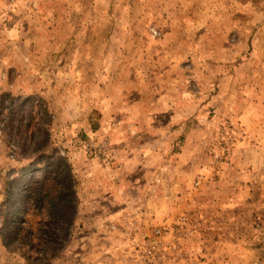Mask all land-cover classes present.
Instances as JSON below:
<instances>
[{
    "label": "rangeland",
    "instance_id": "rangeland-1",
    "mask_svg": "<svg viewBox=\"0 0 264 264\" xmlns=\"http://www.w3.org/2000/svg\"><path fill=\"white\" fill-rule=\"evenodd\" d=\"M156 230L166 264H264V0H0V264Z\"/></svg>",
    "mask_w": 264,
    "mask_h": 264
},
{
    "label": "crops",
    "instance_id": "crops-1",
    "mask_svg": "<svg viewBox=\"0 0 264 264\" xmlns=\"http://www.w3.org/2000/svg\"><path fill=\"white\" fill-rule=\"evenodd\" d=\"M105 195H106V193H105ZM98 198L103 199L104 198L103 197V193H99L98 194ZM121 206L122 207L119 210H117L116 208L111 209L108 206H106L105 204L101 205V207L99 206L96 209H92V208L86 206V207L82 208V211H80L81 212V214H80L81 217L80 216L79 217L82 218L83 215H86V216L88 215L87 218H84V221H86V220H88L90 218L89 214L90 215L91 214H96L97 217L94 218V222L91 225V226H93V229L96 230V233L101 231V229H104V230L107 231L110 228H112L114 231L112 230V232L111 231H109V232H111V233L114 232L115 233V232H117V230H119V231H122V230L118 226L117 223H115V222L113 223L112 222L113 221L112 219H114L115 221L119 222L120 218L119 219L116 218L115 217L116 215H119V217L127 218L125 216V214H126V211L128 209V206L127 207H125L123 205H121ZM137 216H139V215H137ZM116 219H118V220H116ZM86 224H89V223H86ZM133 225H134L135 228H137V227H139V222H134L133 221ZM119 236H122V235H119ZM83 237H84V239L86 241L85 244H84L85 247H86L85 249L86 250L88 249V251H91V252H88L87 254L81 255L82 257H81L80 264H109L111 259H112L111 257H113V256H111V257L107 256V253L104 251L105 249H103V252L100 253L99 247H101V242H100L101 240L97 239V237L93 238L92 236H91V238H87L85 235ZM122 240H124V237L121 239V242H122ZM114 241H120V239H117V240H114ZM93 242L95 243L94 247L90 248V246H89V248H88L89 243H93ZM105 244H106V242H105ZM94 251H95V254L92 253ZM96 251H99L98 252L99 255L97 254ZM116 251L117 250H114V252H116ZM116 254L118 255V257H116V260H117L116 264H122L123 263L122 261H125L124 260L125 259V257H124L125 255H122V253H120V254L116 253ZM76 263H77V259H74V261H69L68 264H76ZM64 264H66V262ZM111 264H115V261H113Z\"/></svg>",
    "mask_w": 264,
    "mask_h": 264
},
{
    "label": "built area",
    "instance_id": "built-area-1",
    "mask_svg": "<svg viewBox=\"0 0 264 264\" xmlns=\"http://www.w3.org/2000/svg\"><path fill=\"white\" fill-rule=\"evenodd\" d=\"M157 234L159 230L152 236L143 235L141 242L135 244L136 251L131 258L132 264H166L164 249Z\"/></svg>",
    "mask_w": 264,
    "mask_h": 264
},
{
    "label": "trees",
    "instance_id": "trees-1",
    "mask_svg": "<svg viewBox=\"0 0 264 264\" xmlns=\"http://www.w3.org/2000/svg\"><path fill=\"white\" fill-rule=\"evenodd\" d=\"M45 178L42 182L41 191H40L39 196H38V202H39V204H43V203L52 204L58 198V196H57L58 186H57V183H56L54 178H50V179L47 177H45ZM32 188H34L33 190H35L34 186ZM3 214L5 217L9 216V213H3ZM25 236H26L25 232H22L21 236H19L18 238H22L21 241L25 242L26 244L29 245V247L32 248L33 247V245H31V244H33V243H31L32 237L26 236L27 239H25L24 238ZM29 238H30V241L28 240ZM26 260H27V264H42L41 262H43V260H41V257H37L34 259L31 257H26Z\"/></svg>",
    "mask_w": 264,
    "mask_h": 264
}]
</instances>
